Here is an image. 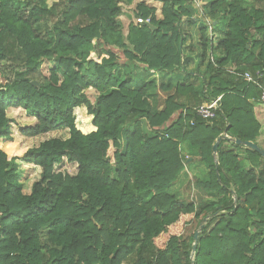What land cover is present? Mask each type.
<instances>
[{"label":"trees","instance_id":"obj_1","mask_svg":"<svg viewBox=\"0 0 264 264\" xmlns=\"http://www.w3.org/2000/svg\"><path fill=\"white\" fill-rule=\"evenodd\" d=\"M123 2L133 0H0V76L14 74L0 81V264H264V157L236 143L259 146L248 102L258 90L225 70L264 72V0H214L200 19L192 0H160L162 18L143 2V24L127 32ZM206 17L226 26L216 50ZM184 23L200 25L207 76L189 70ZM210 51L224 54L219 68ZM219 96L216 118L196 115ZM12 110L34 120L24 137H69L24 147ZM196 162L208 172L194 183L199 200L184 201L172 190ZM20 163L42 169L31 194ZM66 163L76 175L54 171Z\"/></svg>","mask_w":264,"mask_h":264},{"label":"rangeland","instance_id":"obj_2","mask_svg":"<svg viewBox=\"0 0 264 264\" xmlns=\"http://www.w3.org/2000/svg\"><path fill=\"white\" fill-rule=\"evenodd\" d=\"M199 1L201 2L202 7L205 4H207V8H208V5L210 6V4L214 0H199ZM143 2L150 7L156 8L157 16L159 18L163 17V3L160 2V0H133V2L131 4H128L127 2H123V3H121L122 14L119 17V21H120V25L122 26V28L124 29L125 32L128 31V27L131 23H135L137 25H140L141 23L143 24V22L140 21V19L137 17V6ZM205 9H206V7H205ZM198 10H199V8H198ZM210 20L213 23V19L211 18ZM183 28L186 30L185 32H188V34H189L188 35V37H189L188 46L191 48L189 50V52L195 53L194 54L195 57L192 59L194 64H193V66L191 64L189 65V70H190V72L195 71V72L201 73L202 75L207 76L208 68H207L206 61H205V64H203L201 62L202 55L200 52V50H201V47H200V45H201V42H200V40H201L200 25L197 24L195 26H190L188 23H184ZM225 30H226L225 23H221L220 27L218 29H216V30L214 29L212 36H213V44H214L215 50H216V46H217L218 42L224 38V31ZM41 33L42 34L44 33V29H42ZM207 37H211L209 31L207 32ZM216 53L217 54L215 56L219 59L222 56H224V54L221 51L220 52L216 51ZM52 67H53V65L51 63L45 64L42 68L43 73L45 75H49V70ZM204 67L206 69V72L205 71L203 72ZM138 71L140 72V74L142 76H144V78L145 77L149 78L148 76H146L147 74L144 73L142 69H139ZM3 72H4L5 76H0V81L3 84L5 82H7L8 80L14 79V74L12 73V71H10V69L5 68ZM158 78H160V77H158ZM174 79H175V77L172 78L169 76H165L163 78V82L175 84L176 79H175V81H174ZM201 81H202V79L200 78L199 82L201 83ZM162 93L167 95L171 92L165 93L164 91H162ZM92 97L95 99L96 95L93 94ZM258 111L259 112H258L257 118L260 119L259 122L262 125V127H261L262 128L261 129L262 136L257 142H258L259 146L264 149V105L259 104ZM8 116L13 122L12 126H13V132H14L13 135H14L15 140L17 142L21 143L24 147L37 146L42 141L49 139V138H53V137H61V138H68L69 137V133L67 131L52 133V134L42 136L39 138L24 137L21 134V128L24 126H28V125L33 124L34 120L31 119L30 117H28L27 114L21 110H12L9 112ZM198 164H199V162H198ZM198 164L193 169L189 168L186 172L187 175L172 190L173 194L178 195V197L184 201H186V200L198 201L199 200V197H198L199 192L196 190L194 183L197 179V176L205 177L207 175L208 169L207 168L203 169V166L198 165ZM243 166L246 170H249L251 168V166L249 165L248 162H246V164H244ZM19 170L21 172V183L23 184V191L25 194H31L33 184L41 178L42 169H37L33 166L28 167L26 164L20 163ZM54 171L56 173H62L64 175H66V174L76 175V173L78 172V165L66 163L62 167H55Z\"/></svg>","mask_w":264,"mask_h":264},{"label":"built area","instance_id":"obj_3","mask_svg":"<svg viewBox=\"0 0 264 264\" xmlns=\"http://www.w3.org/2000/svg\"><path fill=\"white\" fill-rule=\"evenodd\" d=\"M196 6V17L197 18H203L204 17V10L201 5V2L199 0H192ZM199 8V10H198ZM140 21L143 22V20L140 19ZM150 19L147 20L145 23L149 24ZM205 23L208 26V31L210 33L211 38L213 39V23L209 18H205ZM209 59L210 61L219 68L217 62H216V56L213 51H210L209 53ZM227 73L233 75L237 79H242L248 84H252L256 87L258 90V103L264 105V72L257 71V72H251V71H240L236 68H226L225 69ZM221 99L222 97L217 98L211 103H203L197 107H194V111L196 115L206 121L213 120L217 116V112L220 110L221 107ZM195 121H191V125H194ZM186 158H189V155L185 153Z\"/></svg>","mask_w":264,"mask_h":264},{"label":"crops","instance_id":"obj_4","mask_svg":"<svg viewBox=\"0 0 264 264\" xmlns=\"http://www.w3.org/2000/svg\"><path fill=\"white\" fill-rule=\"evenodd\" d=\"M195 53H191V52H189V50L186 52V56H188V58H189V61H190V64L193 66V58L195 57V55H194ZM217 53H215V55H216ZM205 66V65H204ZM226 68H234V67H232V66H225ZM206 72V69H205V67L203 68V72ZM195 72V71H194ZM224 76V75H223ZM175 77V76H174ZM174 77H172V78H174ZM224 77H226V79H228V80H230L231 79V77H229V76H224ZM236 80H239V79H237L236 78ZM174 81H175V79H174ZM200 78L197 80V89H199L200 88ZM236 82V81H235ZM237 83V82H236ZM170 94V93H169ZM169 94H164V93H160L159 94V96L155 99V104L157 105V106H159V108L160 109H162L163 108V105H164V100L168 97V95ZM219 97H221V96H219ZM219 97H217V98H219ZM216 98V99H217ZM215 99V100H216ZM242 99H243V97H242ZM257 99H258V93H257V96H251V97H249V99H248V102L253 106V108H254V113H255V116H256V118H257V116H258V108H259V103H258V101H257ZM186 101H188V99H186L185 97L180 101L181 103H185ZM188 103V102H187ZM204 103H206V102H204ZM202 104V103H201ZM189 106H194L192 103H190L189 104ZM259 121H260V119L259 118H257ZM225 137H228V138H230L228 135H225ZM231 139V138H230ZM185 147V146H184ZM185 149H186V152L188 151V155L190 156V158H193V156H194V153L193 152H190V150H189V148H187V147H185ZM198 164V162H196L194 165H193V167L191 168V169H193V168H195L196 167V165ZM245 164H246V162H245ZM198 165H201V166H203V169H205L206 168V166H204L203 164H201V163H199Z\"/></svg>","mask_w":264,"mask_h":264},{"label":"water","instance_id":"obj_5","mask_svg":"<svg viewBox=\"0 0 264 264\" xmlns=\"http://www.w3.org/2000/svg\"><path fill=\"white\" fill-rule=\"evenodd\" d=\"M152 30H154V27H151ZM34 85H38V83H34ZM227 138L228 140H232L228 137H220L218 138L217 142L214 144V154H217L218 148L220 143L222 142L223 139ZM236 143L239 145H245L248 148H252L253 150L257 151L258 153H260L263 157H264V149L260 148L257 144L252 143V142H246V141H241V140H236ZM207 221V219L204 220V223L201 224L200 229L198 231H196L195 236H194V244H193V248H192V258L195 257L197 248H198V243H199V236L201 233V230L204 227L205 222Z\"/></svg>","mask_w":264,"mask_h":264}]
</instances>
